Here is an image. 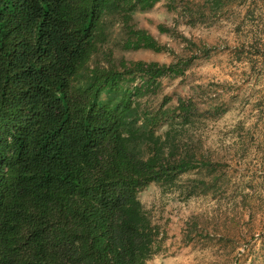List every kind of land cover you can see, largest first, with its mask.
Listing matches in <instances>:
<instances>
[{"label": "trees", "instance_id": "16d2710c", "mask_svg": "<svg viewBox=\"0 0 264 264\" xmlns=\"http://www.w3.org/2000/svg\"><path fill=\"white\" fill-rule=\"evenodd\" d=\"M155 1L0 0V264H147L157 231L139 191L206 163L184 134L193 104L140 112L124 72L86 70L106 16L129 26Z\"/></svg>", "mask_w": 264, "mask_h": 264}, {"label": "rangeland", "instance_id": "374dc122", "mask_svg": "<svg viewBox=\"0 0 264 264\" xmlns=\"http://www.w3.org/2000/svg\"><path fill=\"white\" fill-rule=\"evenodd\" d=\"M130 16L129 26L106 16L86 71L124 72L122 84L140 87L131 97L140 112L191 100L184 134L206 162L139 191L157 231L146 263L264 264V0H157ZM138 31L158 49L138 43ZM137 61L166 70L128 74Z\"/></svg>", "mask_w": 264, "mask_h": 264}]
</instances>
